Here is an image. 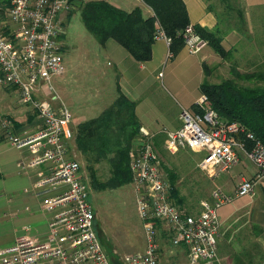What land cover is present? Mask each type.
Segmentation results:
<instances>
[{"label":"built area","instance_id":"1","mask_svg":"<svg viewBox=\"0 0 264 264\" xmlns=\"http://www.w3.org/2000/svg\"><path fill=\"white\" fill-rule=\"evenodd\" d=\"M79 3L11 0L5 22L0 15V85L15 88L20 102L41 119L35 131L19 134L13 117L0 111V146L7 143L28 149L26 167L47 165L35 179L33 192L40 197L43 210L51 213L45 237L30 234L29 226L24 225L25 232L0 247V264H113L114 257L96 229L81 164L69 155L74 139L72 112L53 80L66 69L62 14ZM181 35L189 53H197L207 44L192 23L181 30ZM159 38L169 46L170 37L158 24L154 39ZM194 104L199 110L182 107L179 127L164 129L166 151H204L198 165L211 178L239 162L240 154L249 158L256 170L252 176L243 177L232 192L214 186L200 199L198 211L190 212L171 197L167 172L151 139L153 133L140 126L145 139L132 154L129 166L145 246L117 259L122 264H159L157 220L167 225L171 243L185 248L188 264H217L218 208L238 196H251L256 183L264 182V143L240 122L220 117L204 92Z\"/></svg>","mask_w":264,"mask_h":264},{"label":"crops","instance_id":"2","mask_svg":"<svg viewBox=\"0 0 264 264\" xmlns=\"http://www.w3.org/2000/svg\"><path fill=\"white\" fill-rule=\"evenodd\" d=\"M125 10L139 6L144 16L152 14L151 8L143 0H132L129 8H124L130 0H108ZM186 4L190 23L213 31L220 36L221 44L227 56L221 57L206 44L199 52L189 53L183 45L176 54L167 57L169 46L162 39L152 43V56L149 60H136L116 40L108 39L102 46L101 59H96L89 70L95 71L96 84L93 98L75 101L68 91L67 72L73 67L70 55L65 56V71L56 77L55 87L65 104L81 121L99 115L118 95V88L128 98L134 100L135 114L139 125L153 133L156 145L163 142L164 129L180 126L179 114L182 107H193L201 93L200 84L206 75L204 66L220 67L222 62L232 71L244 70L264 61V0H183ZM120 2L121 5H119ZM243 13L240 24L238 11ZM112 65V66H108ZM249 65V67H247ZM163 69H160V68ZM253 70V69H252ZM159 72L162 73L159 76ZM110 80L105 86L104 79ZM226 78L230 77L228 75ZM217 83L220 81H210ZM61 86V87H60ZM11 88V87H10ZM0 86V111L10 114L16 122L19 134L35 131L41 124L35 111L20 102L17 91ZM63 94H61V93ZM72 113V114H73ZM76 117V116H75ZM73 120V117H72ZM73 127V125H72ZM180 150L181 157L192 169L202 175L198 166L204 156L187 154ZM28 149H20L2 143L0 146V247L11 244L25 232L42 238L48 232V219L40 197L33 192V183L40 171L47 165L26 167ZM195 170V171H194ZM256 168L245 155L228 171L211 178L204 172L208 183L232 192L243 177H250ZM203 178V179H204ZM197 182V181H196ZM209 192L206 194V196ZM205 196V197H206ZM198 206L192 208L198 211ZM189 210V211H191ZM220 221V233L217 244V264H262L264 261V182H257L254 193L236 197L233 201L220 206L217 210ZM182 247V246H181ZM184 250L185 248L182 247ZM186 256V252H185Z\"/></svg>","mask_w":264,"mask_h":264},{"label":"trees","instance_id":"3","mask_svg":"<svg viewBox=\"0 0 264 264\" xmlns=\"http://www.w3.org/2000/svg\"><path fill=\"white\" fill-rule=\"evenodd\" d=\"M143 1L151 8L152 14L144 16L139 6L125 10L108 0H86L81 4L80 18L100 44L114 38L138 61L151 58L154 34L159 24L170 37L171 54H176L183 46L181 30L190 23L185 2ZM238 20L241 24V10L238 11ZM193 25L216 53L221 57L227 56L220 36L199 24ZM200 90L207 94L220 117L240 122L264 143V87L239 86L232 78L217 83L204 78ZM135 104L118 88V95L109 106L99 115L81 121L74 131V143L80 151L91 154L95 162L106 158L111 165V176L105 181H98L94 171L91 173V181L96 188H114L132 180L130 146L139 135L140 127ZM168 176L173 198L177 195L175 175L168 171Z\"/></svg>","mask_w":264,"mask_h":264},{"label":"rangeland","instance_id":"4","mask_svg":"<svg viewBox=\"0 0 264 264\" xmlns=\"http://www.w3.org/2000/svg\"><path fill=\"white\" fill-rule=\"evenodd\" d=\"M10 1L11 0H0V15L2 22H5L7 18L6 9L9 7ZM79 1V5L77 4L70 11L62 14L61 35L65 56L66 54L70 55V59L73 62V67H70L68 69L69 72H67L68 75H70V73H72V75L69 79H66V87L77 102L81 97L84 99L93 98V91L96 89L95 84L97 75H95V71L89 70L88 66H92V63L97 66L98 62H95V60L101 59L99 56L100 53H102V46H104L97 41L95 36L89 32L82 23L80 8L82 2L86 0ZM124 1L125 0H123V2ZM123 2H120L119 5ZM131 5L132 0L127 1L124 8H129ZM7 26L8 23L6 27ZM261 63L262 64H260L258 68H255L256 66L249 67V65H247V67H249L247 69H235L232 71L229 69V65L222 62V65L220 67H215V69L207 65L205 70L206 75L211 74V76L207 77L210 81H222L226 78L225 76L228 75L230 76L228 78H232L239 86L264 87V61ZM160 69L163 68L161 67ZM54 79L55 78H53V80ZM104 83L105 86H109L110 80L106 77ZM8 88L11 89L10 87ZM190 108L196 109L195 104L194 108ZM197 110L199 109L197 108L196 111ZM71 112L73 113V111ZM72 117V125L75 131L77 125L80 123V118L74 115V113ZM153 136L151 138L153 145L160 154L162 165L167 175L168 171H171L175 175L174 185L177 189V195L173 196L175 202L188 210L195 208L198 206L200 199L204 198L214 185L210 186L208 180L204 178V175H207V173L204 172L205 170L203 169H197V171L201 170L202 175H200L199 172V174H196L199 179H195L192 175V169H185L184 167L186 164L189 165L190 160L185 162L179 152L185 149V153L194 154L195 156H201L203 152L194 153L193 149L181 148L177 153L171 154L164 148L165 136L163 142H160L159 145L155 144ZM144 139L145 138L142 137V134L139 132V135L130 146L129 163L132 154ZM69 155L77 159L81 164L83 178L90 189L91 202L95 213L96 229L106 249L115 259L121 258L126 253L142 250L145 246V236L136 209L132 183L129 181L114 188H96L91 181V173L94 171L98 181L107 180L112 173L111 165L108 160L103 158L95 162L91 154L84 153L76 147L74 139L70 142ZM179 198L180 200L178 201ZM190 212L193 211L191 210ZM156 225L159 230V264H188L185 250L181 246H175L171 243L170 237L167 234V225L159 220L156 221ZM262 264H264V261Z\"/></svg>","mask_w":264,"mask_h":264},{"label":"water","instance_id":"5","mask_svg":"<svg viewBox=\"0 0 264 264\" xmlns=\"http://www.w3.org/2000/svg\"><path fill=\"white\" fill-rule=\"evenodd\" d=\"M113 264H122L119 260L112 258Z\"/></svg>","mask_w":264,"mask_h":264}]
</instances>
